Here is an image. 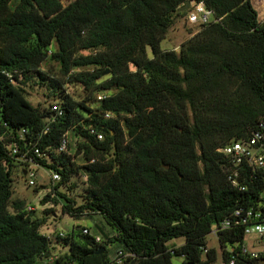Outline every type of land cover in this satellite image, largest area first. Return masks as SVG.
<instances>
[{"label":"trees","instance_id":"trees-1","mask_svg":"<svg viewBox=\"0 0 264 264\" xmlns=\"http://www.w3.org/2000/svg\"><path fill=\"white\" fill-rule=\"evenodd\" d=\"M188 3L213 21L164 50ZM25 87L45 88L47 105ZM262 124L264 22L253 0H0V264H115L110 246L131 254L125 264H218L215 231L221 264H260L242 252L235 214L264 210V176L244 165L235 186L219 150ZM25 159L61 177L43 186L41 204L53 207L40 217L14 198ZM61 203L73 218L102 217L112 236L98 243L83 228L49 240L42 227Z\"/></svg>","mask_w":264,"mask_h":264},{"label":"rangeland","instance_id":"rangeland-1","mask_svg":"<svg viewBox=\"0 0 264 264\" xmlns=\"http://www.w3.org/2000/svg\"><path fill=\"white\" fill-rule=\"evenodd\" d=\"M67 4V2H64ZM191 6L187 9H190ZM186 9V10H187ZM191 11V10H190ZM190 14V13H189ZM181 17L176 22V25L169 31L167 38L162 43V48L173 49L178 48L184 43L186 40L191 38L199 29V25H195L189 22L188 16ZM179 50V49H178ZM49 66H45V69L49 70ZM26 90V97L27 99L34 105H42L46 106V98L47 91L45 88L40 87H25ZM71 93L76 94L78 96L81 93L80 89L71 88ZM37 172V186L29 187L25 178L22 177L21 170L22 168H17L13 172L14 177V198L26 200V202L33 204L38 212H41L44 208L53 207V205H46L43 206L41 204V200L44 198L45 193L43 186H51L52 182V173L53 171H49L45 168L34 166ZM75 182H78V188L73 190L74 196H80L82 193L83 188L85 187L83 183L86 180L83 177H79L75 179ZM39 189V190H37ZM69 190V189H68ZM65 191V187L61 188V192ZM62 203L57 206L54 210L56 212L55 215H50V219L48 220L47 224L42 227V232L45 234L49 232L50 234L54 232H63L66 235H70L74 232L80 231L83 228H87L90 230L91 235L95 236L96 234H100V236L105 239V234H112L111 228L105 223L104 219L100 216H91V217H82V218H73L68 214L62 213ZM183 242V239H177L170 243L173 244H180ZM207 242L209 248H215L219 252V259L218 264L222 263L221 258V247L218 241V238L215 234H210L207 237ZM246 245L255 251H261V246L258 244V237L256 235H249L245 241ZM65 251L63 249H56L53 251V255L60 256L63 255ZM176 262V260H174ZM49 263L52 261L49 260ZM44 264V263H43ZM46 264V263H45ZM48 264V263H47Z\"/></svg>","mask_w":264,"mask_h":264},{"label":"built area","instance_id":"built-area-1","mask_svg":"<svg viewBox=\"0 0 264 264\" xmlns=\"http://www.w3.org/2000/svg\"><path fill=\"white\" fill-rule=\"evenodd\" d=\"M264 2V0H260ZM188 20L190 23L195 25H205L213 21V13L208 10L203 3H195L191 5V11L188 16ZM99 100H103L105 98L104 95H100ZM53 109L57 112V115L62 116L63 111L60 107L55 106ZM110 118L111 115L108 114L106 116ZM262 129L255 132L252 137L244 141H236L233 142L224 148L220 149L219 152L224 156L230 159L232 164L231 170V179L232 183L235 186H238V178L240 176V168L242 166H247L252 170L261 173L264 176V124H262ZM99 140H103V136H98ZM68 150V141L65 139L59 149L60 152H66ZM17 148L14 147L13 153H17ZM36 154L38 157H42V154L39 149H36ZM25 163L28 164V168L25 169V176L27 178V183L29 187L37 186V172L34 166L33 159H25ZM52 182L57 183L60 182L61 177L58 173H52ZM30 211L34 210L33 207L28 208ZM235 217L238 218L239 223L244 225L246 238L249 235H256L258 237V244L261 246V251H255L250 249L246 243L243 245L242 252L250 256V258L259 260L260 264L264 263V210H255L249 209L247 212L240 210L237 211ZM232 220H227L222 223V228H228L231 224ZM83 233L86 235H91L89 229H84ZM216 235V231L213 233ZM47 238L51 241L56 239L66 238V234L63 232H57L52 234H47ZM96 242L101 243L103 238L101 236H95ZM128 257H132L131 254L125 252L121 248L116 249V253L112 257L115 264H125ZM229 264H234L232 261Z\"/></svg>","mask_w":264,"mask_h":264},{"label":"crops","instance_id":"crops-1","mask_svg":"<svg viewBox=\"0 0 264 264\" xmlns=\"http://www.w3.org/2000/svg\"><path fill=\"white\" fill-rule=\"evenodd\" d=\"M253 5L256 8L257 12H258L259 21L260 22H264V2H261L260 0H253ZM179 48H180V46L178 48H173V49H167V48H165V49L163 48V49L164 50H175V51H178ZM19 200H21V199H19ZM26 203H27V205L33 207L34 210H37L33 204H30L28 202H26ZM37 215L40 217L41 216L40 212ZM45 234L47 235V234H49V232H47ZM98 235H100V234H96L95 236H98ZM107 235L112 236V234H107ZM57 249H61V248L58 247ZM108 249L110 250V256L113 257L114 254L116 253V248L114 246H110V247H108Z\"/></svg>","mask_w":264,"mask_h":264},{"label":"water","instance_id":"water-1","mask_svg":"<svg viewBox=\"0 0 264 264\" xmlns=\"http://www.w3.org/2000/svg\"><path fill=\"white\" fill-rule=\"evenodd\" d=\"M191 6V4L190 3H188L187 5H186V7H183V8H181L180 10L181 11H185L187 8H189ZM108 73V72H107ZM166 168H169L168 166L166 167ZM264 264V263H263Z\"/></svg>","mask_w":264,"mask_h":264}]
</instances>
